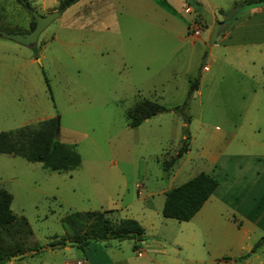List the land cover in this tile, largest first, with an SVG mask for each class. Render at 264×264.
<instances>
[{"label":"rangeland","instance_id":"374dc122","mask_svg":"<svg viewBox=\"0 0 264 264\" xmlns=\"http://www.w3.org/2000/svg\"><path fill=\"white\" fill-rule=\"evenodd\" d=\"M26 1L40 15L58 6ZM188 1L194 11H184L180 0H78L34 47L0 37V131L56 117L57 139L80 155L78 167L56 172L0 153V187L32 230L18 235L24 251L13 264H75V249L69 258L44 252L59 248L48 244L64 238L60 219L74 211L113 209L112 219L133 218L184 264H208L192 259H209L218 248L244 253L264 236V228L237 226L235 212L208 210L217 205L215 195L187 222L161 214L164 191L209 172L214 155L221 156L212 173L215 194L233 200L264 165V15L244 16L227 39L226 28L247 14L235 15L239 0ZM33 21L17 0H0V30L27 33ZM141 99L165 110L131 128L127 111ZM183 144L188 151L168 177L174 173L168 162ZM175 236L180 248L171 246ZM262 243L247 264H264ZM36 246L41 253L29 256Z\"/></svg>","mask_w":264,"mask_h":264},{"label":"trees","instance_id":"16d2710c","mask_svg":"<svg viewBox=\"0 0 264 264\" xmlns=\"http://www.w3.org/2000/svg\"><path fill=\"white\" fill-rule=\"evenodd\" d=\"M17 1L24 7H28L26 0ZM77 1L58 0L57 11L62 13ZM263 4L264 0H239L234 4L233 9L237 15ZM34 26L35 20L31 24V29ZM45 81L47 82V79ZM197 85L198 80H194L189 94L197 88ZM164 110L165 108L157 102L147 99L138 100L127 111L128 126L135 128L144 120ZM57 122L58 119L52 117L42 120L35 127L24 125L14 130L0 131V153L20 156L29 162H38L43 168L51 171L67 172L75 169L80 164V155L72 145L57 139ZM187 149L188 145L183 144L175 158L169 160V165L175 163L176 159L181 157ZM217 187L218 180L215 177L200 172L165 192L161 209L162 216L178 221H189ZM11 203L12 195L0 187V264H5L12 256L23 253V241L19 237L25 238L32 234L26 218L15 215L11 209ZM113 211V209H105L68 213L60 219L64 238L50 242L48 245L63 247L66 241H76L75 246L83 248L93 241L145 239L144 228L137 220L133 218L112 219L107 214ZM263 241L264 236L239 259H244L255 252ZM27 251H29V256L37 255L41 253L42 246H36Z\"/></svg>","mask_w":264,"mask_h":264},{"label":"crops","instance_id":"0c3cea01","mask_svg":"<svg viewBox=\"0 0 264 264\" xmlns=\"http://www.w3.org/2000/svg\"><path fill=\"white\" fill-rule=\"evenodd\" d=\"M180 1H183L182 7L184 6V11L187 10L186 8H188L189 10L191 9V11H194V8H196V7L193 8V6H191V3H189L186 0H180ZM263 8L264 6L260 5L248 9L246 11L247 13L246 15L244 14L243 16H240L239 19H237V21L234 24L226 28V34L224 36H227V39H230L232 35L236 34L237 31L242 27V25L241 26L239 25L243 21L242 19L244 18V16L246 18L248 16L254 17L260 14L264 15ZM205 68L206 66L204 67V69ZM226 134L223 135V137L225 138L220 137L221 139L220 138L218 139H220L222 142L225 143L227 141ZM181 157L176 159L177 162ZM237 157H239V154L237 155ZM260 157L261 156H257L255 158L257 159V161H259ZM246 158H250V157L242 156V158H238V159L239 161H242L241 159H246ZM209 161L211 164L210 171L204 173H207L215 177L212 173L217 167L221 165L219 164L221 161V156L214 155L210 158ZM177 162L175 161V163H173L170 166V168H173L172 172L174 171V167ZM176 173L177 170H175L174 173L168 172V177L172 176L173 178L176 176ZM218 188L219 186L206 200L208 201L210 197H213L215 195L214 199L217 205L216 206L210 205L207 208L208 210L223 208V210L235 212L236 214H238L239 218L235 219L237 226L243 227L246 224H250L256 227L264 228V165L259 166L256 169L255 175L253 176L252 184L250 185L248 190H246L245 193L239 198L237 199L234 198L233 200L229 193L219 194V195L215 194ZM167 190L164 191V197H165V192ZM205 202L193 217H195L198 213H201L205 205ZM219 205H221L222 207H220ZM144 234H145V239L143 240L125 239L122 241H116V240H108L105 242L93 241L90 242L88 245L84 246L83 248H78L77 246L65 245L64 247H59L54 250L48 249L44 252H46V254L53 255L54 253L63 251L69 253L67 255L65 253L64 255L65 258L66 257L69 258V256L73 255L72 249H75L77 251L76 254L74 253V255L77 256L75 264H184L185 259H183V257L180 255L179 252H174V254L168 252V248L164 246L161 237L159 236L153 237L154 233L147 236L145 230H144ZM230 244L231 243L228 242L227 246H230ZM171 246L180 248V245L178 244L177 236H175V239L172 241ZM245 246L247 245L246 244L241 245V247H239V250H244ZM252 247L253 245L249 246L246 249V252L238 253L237 255H233V254L229 255V253H225L226 249L218 248L217 251L215 252H219V253H212L211 255L209 254L210 257L209 259L202 257L199 259H192V260L199 263L208 262V264H247L250 261H253L254 258L258 257V250L260 247H258L255 252L251 253L248 257L244 259L240 260L239 257L248 253L252 249ZM221 248H223V243H221ZM186 260L189 261L190 259L186 258ZM14 261L16 260L10 259V261L6 262L5 264H13ZM62 264H70V263L66 259Z\"/></svg>","mask_w":264,"mask_h":264},{"label":"water","instance_id":"95a60500","mask_svg":"<svg viewBox=\"0 0 264 264\" xmlns=\"http://www.w3.org/2000/svg\"><path fill=\"white\" fill-rule=\"evenodd\" d=\"M27 9L35 20L34 28L28 31L27 33H10V32H5V31L0 30L1 38L11 40L22 46L34 47L37 44V41H38V38L41 32L60 15V13L57 10L47 15H40L30 7H27ZM58 130L59 129H58V122H57V132ZM66 245L75 246L77 245V242L76 241H66ZM22 256L23 254L16 255V256L11 257V259L17 260L21 258Z\"/></svg>","mask_w":264,"mask_h":264}]
</instances>
